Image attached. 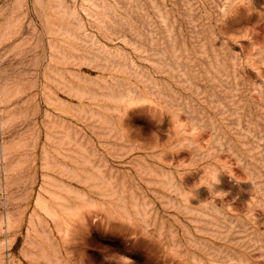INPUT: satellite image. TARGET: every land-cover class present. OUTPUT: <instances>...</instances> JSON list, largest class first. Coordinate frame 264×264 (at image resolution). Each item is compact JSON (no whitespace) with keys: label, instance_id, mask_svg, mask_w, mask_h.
<instances>
[{"label":"rangeland","instance_id":"374dc122","mask_svg":"<svg viewBox=\"0 0 264 264\" xmlns=\"http://www.w3.org/2000/svg\"><path fill=\"white\" fill-rule=\"evenodd\" d=\"M0 264H264V0H0Z\"/></svg>","mask_w":264,"mask_h":264}]
</instances>
